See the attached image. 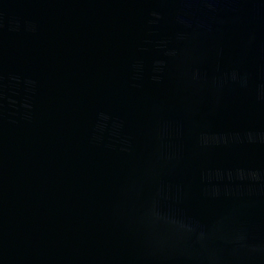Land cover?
<instances>
[{
  "label": "water",
  "instance_id": "water-1",
  "mask_svg": "<svg viewBox=\"0 0 264 264\" xmlns=\"http://www.w3.org/2000/svg\"><path fill=\"white\" fill-rule=\"evenodd\" d=\"M0 264H264V0H0Z\"/></svg>",
  "mask_w": 264,
  "mask_h": 264
}]
</instances>
